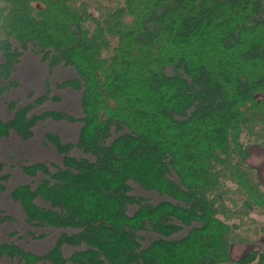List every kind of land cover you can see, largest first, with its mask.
Wrapping results in <instances>:
<instances>
[{
	"label": "trees",
	"instance_id": "16d2710c",
	"mask_svg": "<svg viewBox=\"0 0 264 264\" xmlns=\"http://www.w3.org/2000/svg\"><path fill=\"white\" fill-rule=\"evenodd\" d=\"M26 51L47 65L48 77L58 67L74 71L55 87L80 93L81 116L35 114L61 100L48 78L42 94L9 103L0 140L11 132L29 140L46 120L80 128L74 143L45 133L61 166H23L24 175L42 179L10 192L25 224L60 232L55 244L36 254L0 241V257L264 264V244L251 241L264 238V223L249 228L250 237L236 223L264 215V184L247 162L252 146L264 149V0H0V95L16 86L11 77ZM134 186L168 200L152 204ZM10 220L0 209V223ZM234 244L256 249L234 260Z\"/></svg>",
	"mask_w": 264,
	"mask_h": 264
},
{
	"label": "rangeland",
	"instance_id": "374dc122",
	"mask_svg": "<svg viewBox=\"0 0 264 264\" xmlns=\"http://www.w3.org/2000/svg\"><path fill=\"white\" fill-rule=\"evenodd\" d=\"M82 1V0H81ZM87 3H93L95 0H85ZM16 46V45H15ZM1 60V59H0ZM1 62V61H0ZM48 67L45 63L39 61V57L26 51L21 56L20 62L17 64L15 71L12 74V80L16 86H12L5 93L0 95V119L6 121L11 117L8 110V105L11 101L17 102L19 105L28 102L27 95L34 92L35 95L42 94L45 91V82L51 80V94L60 96L59 103L47 101L45 105L34 110L35 114L44 112L45 110L64 111L76 117L81 116L79 100L80 93L72 90H57L56 83L65 80L76 78L73 70L70 68H59L52 71V78L48 77ZM0 83L2 80L0 78ZM79 124H68L66 122H54L46 120L39 122L33 129V136L29 140H22L15 133L11 132L9 137L0 140V162L4 165L1 175H6L7 179L2 182L4 191L0 192V209L4 215L11 218L6 223H0V241L5 243H13L19 245L26 251H31L36 254H42L46 250L53 247L59 231H53L48 228H30L24 222V214L20 205L13 201L10 197V192L20 185H28L35 187L42 179L41 175L28 177L23 174L22 167L41 163L45 164L51 171L55 166H61V155L56 150L45 142V133H55L59 135L64 143H74ZM71 155L75 157H84L79 151L73 150ZM247 162L256 170L255 178L259 183L264 184V149L252 146L247 158ZM132 192L136 195L149 198L152 204H156L167 198L155 193H145L134 186ZM40 206H44L41 201H38ZM133 208L131 209V211ZM248 221L245 225L242 221L237 224L241 225V230L238 231L242 236L250 237L249 228L260 227L264 223V215L258 212H253L248 215ZM186 231V230H184ZM184 231L179 236H183ZM16 233L15 235H12ZM29 233L37 235L43 234L45 238L35 240L29 237ZM141 235V233H140ZM144 243H148L151 236L150 232H143ZM144 241V240H143ZM256 244H264V238L261 233L251 238ZM146 243V244H147ZM256 249V245L234 244L230 250V257L237 260L243 257L250 250ZM63 255L68 258L73 251L71 247H63ZM0 264H21L16 260H10L5 257H0Z\"/></svg>",
	"mask_w": 264,
	"mask_h": 264
}]
</instances>
